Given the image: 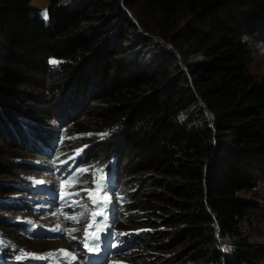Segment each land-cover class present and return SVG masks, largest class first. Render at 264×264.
Returning a JSON list of instances; mask_svg holds the SVG:
<instances>
[{
	"label": "trees",
	"instance_id": "16d2710c",
	"mask_svg": "<svg viewBox=\"0 0 264 264\" xmlns=\"http://www.w3.org/2000/svg\"><path fill=\"white\" fill-rule=\"evenodd\" d=\"M47 1L44 20L31 0H0V119L10 132L40 69L50 97L93 89L97 112L71 124L108 136L103 146L119 136L141 157L154 191L135 190L129 201L144 214L127 222L152 228L146 252L173 264H263L242 230L254 203L241 193L264 169V82L249 71L246 40L264 27V0Z\"/></svg>",
	"mask_w": 264,
	"mask_h": 264
},
{
	"label": "rangeland",
	"instance_id": "374dc122",
	"mask_svg": "<svg viewBox=\"0 0 264 264\" xmlns=\"http://www.w3.org/2000/svg\"><path fill=\"white\" fill-rule=\"evenodd\" d=\"M31 5L38 8L39 16L44 19L48 1L31 0ZM246 40L252 51L249 71L264 82V27ZM46 79L45 71L40 69L38 81L27 90L25 100L18 102L26 109V114H15L16 125L11 132L5 120L0 119L2 131L7 129L6 133H0V240L6 242V246H0L6 251H0V254L8 255L11 264H65L66 259H72L60 251L65 250L76 256L73 264H81L82 239L97 213L92 201L103 203L110 200V216L114 222L112 231L121 236H132L134 242L131 249L115 255L109 264H173L172 256L160 258L157 253L153 256L146 252L147 247L140 245L152 228L127 222L144 214L129 201L135 190L142 194L154 191L151 176L138 171L143 165L141 157L126 154L119 136L103 146L100 143L108 137L105 134H100L101 138L97 135L90 137V133H94L89 132L92 129H75L72 126L71 121L97 112L93 89L74 92L70 87H64L61 93L50 97L46 92ZM84 150L88 152L84 154L85 159L80 158L66 179L64 174L56 175L62 162ZM103 150H107L105 157H101ZM85 169L86 172L83 171ZM118 170L119 174L126 173L136 181L139 187H123ZM114 171L118 185L112 182ZM105 174L108 184L113 183V189L102 194L99 182ZM61 182L64 183L63 189ZM257 183L252 192L241 193L254 203L249 209L251 220L242 224V230L249 236L252 249L260 248L264 254V169ZM62 192L64 196L72 195L73 199L57 204L56 197ZM66 207L70 209L64 212L61 208ZM82 212L83 216L80 215ZM57 225L59 230L53 231ZM20 228L27 233H22ZM221 247L229 253L228 242H222ZM49 254L53 255L48 257ZM149 255L152 257L147 261ZM5 263L0 258V264Z\"/></svg>",
	"mask_w": 264,
	"mask_h": 264
},
{
	"label": "snow or ice",
	"instance_id": "6c2138e0",
	"mask_svg": "<svg viewBox=\"0 0 264 264\" xmlns=\"http://www.w3.org/2000/svg\"><path fill=\"white\" fill-rule=\"evenodd\" d=\"M43 17H44V19H47L48 18V14H47V11H45L44 13H43ZM52 63H55V61H52ZM83 171H87V169H85V170H83ZM102 171V170H101ZM61 189H63V187H64V183L63 182H61ZM99 188L101 189V192H102V194H107V193H109L110 192V187H109V184H108V182H107V175L105 174V177L103 178V179H101V181L99 182ZM65 198V196H64V193L62 192L61 193V199H64ZM111 203V201L110 200H108V201H106V202H103V203H98L96 200H93L92 201V204L93 205H95L96 207H98V208H101L102 209V211H100V212H98V213H95V215H99V216H101L102 217V220H100V221H98V223H100V224H104V222L105 221H107V219H108V215H107V209H108V206H109V204ZM85 211H87V206H85ZM81 216H83L84 215V213L82 212L81 214H80ZM69 219H73V220H75L76 219V217H68ZM34 227V226H33ZM53 231H56V230H59V225H57V228L56 229H52ZM72 231H78L77 229H73ZM99 231L100 232H102V231H104V228L103 227H101L100 229H99ZM73 239H75V237H73ZM85 239L87 240L88 239V232H87V229L85 230ZM93 240L95 241L93 244H92V246L91 247H89V244L88 243H85V248L88 250V252H99L100 251V243H99V241L101 240V236L100 235H98V234H94V236H93ZM0 246H6V242L4 241V240H0ZM113 247H115V245H113ZM225 250H227V249H225ZM21 251H23V250H21ZM61 252H63L64 253V256L67 258V257H69V256H71L72 257V259L71 260H67L66 259V261H65V264H73V262L75 261V259H76V256L75 255H73V254H71V253H68V252H66L65 250H60ZM49 255H51V254H49ZM17 259H20V257H17Z\"/></svg>",
	"mask_w": 264,
	"mask_h": 264
},
{
	"label": "bare ground",
	"instance_id": "6f19581e",
	"mask_svg": "<svg viewBox=\"0 0 264 264\" xmlns=\"http://www.w3.org/2000/svg\"><path fill=\"white\" fill-rule=\"evenodd\" d=\"M53 254H54V253H53ZM53 254L49 255L48 257L52 256ZM57 257H59V256H57Z\"/></svg>",
	"mask_w": 264,
	"mask_h": 264
}]
</instances>
